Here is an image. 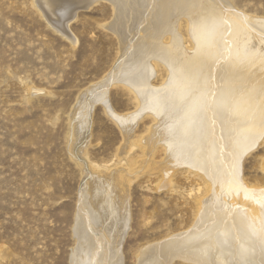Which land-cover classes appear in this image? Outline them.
<instances>
[{
    "label": "rangeland",
    "instance_id": "obj_1",
    "mask_svg": "<svg viewBox=\"0 0 264 264\" xmlns=\"http://www.w3.org/2000/svg\"><path fill=\"white\" fill-rule=\"evenodd\" d=\"M53 1L50 8L44 0H0V264H72L71 254L78 244L77 223L88 220L96 264H199L194 257H184L194 248L187 236L197 240L206 235L204 239L209 241L203 246L216 240L215 244L219 241L232 252V242L222 239L224 231L233 232L226 213L241 204L251 217L258 218L262 212L260 201L256 200L258 205L244 199V189L264 190V135L239 159L238 181L243 185L239 182L242 188L232 191L231 113L226 111L229 116L224 112L217 120L212 111L246 84L264 82V64L251 67L242 55L232 60L235 52L230 38V24L239 23L249 39L245 49L251 48L254 54L264 52V31L254 22L264 20V0H213L222 13L221 21L210 32L201 30L203 36L190 20L179 19L174 27L178 43L195 54L187 66H198L202 76L208 75L199 80L205 91L192 114L181 117V107L167 100L159 118L149 111L135 116L142 101L130 87L113 78L130 70L137 60L149 67L151 58L146 57H151V48L170 41L167 34L162 40L156 34L148 36L155 25L166 23V18L158 17L162 8L152 0H135L141 15L148 18L133 29L128 23L132 29L128 32L126 24L119 21L118 27L128 34L122 40L109 27L116 15L109 0H98L89 8L77 2L67 33L53 23L60 10L76 0ZM150 13H156L153 20L157 23L152 24ZM154 60L155 68L141 70L142 77L148 76L150 86L174 87L170 70ZM176 60L181 57L177 55ZM227 61H233L234 69L243 74L228 75L232 66ZM244 75L248 81L239 79ZM150 86L143 91L145 100ZM169 86L166 94L161 91V98H174L175 91ZM109 110L126 116L127 121H116ZM184 124L188 126L185 130L181 129ZM176 137H183L180 145L186 149H201L199 154L205 158L211 154L207 159L211 168L216 166L215 179L196 167L177 165L167 146ZM241 139L238 144L244 141ZM192 143L195 145L190 148ZM225 258L223 263L212 264H244L235 253Z\"/></svg>",
    "mask_w": 264,
    "mask_h": 264
},
{
    "label": "bare ground",
    "instance_id": "obj_2",
    "mask_svg": "<svg viewBox=\"0 0 264 264\" xmlns=\"http://www.w3.org/2000/svg\"><path fill=\"white\" fill-rule=\"evenodd\" d=\"M56 1V0H55ZM65 1V0H64ZM81 2L85 8V6H87L89 8V6H91L92 4H94L95 2H97L98 0H76V1H72V3L69 5L64 6L63 10H65L63 12V10L60 13V15H58L57 19H56V23H53L54 25H56L59 29H61L62 31H64V33L66 31V28L69 24V22L74 18L75 16V8L77 9L79 6L76 5L77 2ZM110 2H112V4L115 7L116 10V15H115V19L113 20V22L111 23V25L109 26L111 28V30H115V32L118 34L119 37H121V39L125 40V38L128 36V34H126V31L121 30L118 25L120 24L121 20L123 23L126 24V28H127V32L129 30H132L135 26H137L139 23H141L142 19L144 18H148L146 16L141 15L142 13H140V11L137 9L139 8L137 3L135 2V0H109ZM142 3L143 0H141ZM153 3L157 6H160L162 8L161 11V16L160 14H158V17L160 19V17H162L163 19L166 18L165 20V24L163 25H159V27H157L155 24V28L151 31V34H149L148 36H154L155 34L158 35V38H160L161 40L164 38L165 34L169 35V42L167 43H160L155 45V48H151L153 51V53L151 54V57H146V58H151V62L149 61V67L146 66L145 64L141 63V60H137V62H134V65L131 67L130 70H128L127 72H125L124 74H122L120 72L119 76L114 77V81H120L123 82L124 85H126L127 87H130L135 94L138 95L139 99L142 101L141 107L139 108V110L135 113V116L137 115H142L145 111H149L152 112L153 115H155L156 117H161V110H164L165 107H163L164 104L167 103V100L169 101L168 103H171L172 105L175 104L176 106L179 105L181 107L180 112H181V117L184 115V117L190 115V113L192 114L193 111L192 110H196L197 106L201 100L202 97V93L205 91L204 90V86L199 82V80L201 79L202 73L197 69L198 66L196 63H198L195 59V65L197 66V70L195 68L190 69L191 67L187 66V61L189 59H193V57H195V54L193 52H189L187 50H185L182 46L179 45L178 43V37H177V33L175 31V28L178 25V21L180 18H185V20H190L191 23L195 26V28L197 29V32L200 33V35L203 36L202 32H200L201 30H203L204 33H206L207 31L206 28L209 30H211L213 27L217 26V22L221 21V14L220 10L218 9V7L215 5L213 0H152ZM45 5L49 6L51 8V4L50 3H54L55 2L52 0H44ZM70 2V1H69ZM141 3V2H140ZM59 4V3H57ZM56 4V5H57ZM153 4V6H154ZM142 5V4H141ZM145 5V4H144ZM147 5V4H146ZM43 6V5H42ZM68 6V7H67ZM140 6V4H139ZM60 6L58 9H61ZM67 7V8H66ZM86 7V8H87ZM142 7V6H141ZM146 7V6H145ZM149 8V7H148ZM154 8V7H153ZM114 9V8H113ZM159 10V9H158ZM147 11V10H146ZM145 11V12H146ZM114 12V11H113ZM142 12V11H141ZM150 12V11H149ZM153 12V11H152ZM56 13V12H55ZM59 13V12H58ZM57 14V13H56ZM156 14V13H155ZM155 14H151L152 19H150L152 21V24L155 22L153 19V17L155 16ZM47 15V14H46ZM149 15V14H148ZM149 15V16H150ZM149 20V19H148ZM186 20V21H187ZM220 20V21H219ZM223 20V18H222ZM55 21V20H54ZM120 21V22H119ZM150 21V22H151ZM253 21V20H252ZM146 22V21H145ZM255 25L257 27H259L260 29H262L264 31V20H255ZM51 23V21H50ZM131 24L132 29H129V24ZM144 23V21H143ZM157 23V22H155ZM187 23V22H186ZM222 23V22H221ZM233 23V22H232ZM149 24V23H148ZM151 24V25H152ZM227 24V23H225ZM176 25V26H175ZM220 25V24H219ZM231 25V33H230V38H231V42L233 45L232 48L234 51H232L233 53L235 52V54H232V60L233 58H237L238 56H243L244 59H246L247 63L254 65L255 64H259L260 66H262L264 64V52H260L257 54H254L255 52L251 50V48L249 49V47H247L248 49H245V44L249 41L248 36L246 35L247 32L246 30L243 29V27L239 24V23H234V24H230ZM253 25V24H252ZM142 26V25H141ZM188 26V25H187ZM193 26V28H194ZM228 26V25H227ZM108 27V28H109ZM148 27V26H147ZM222 27V26H221ZM229 27V26H228ZM227 27V28H228ZM177 28V27H176ZM190 28V27H189ZM192 28V27H191ZM140 29V27H139ZM145 29V28H144ZM150 29V28H149ZM217 32H219L217 30V28H215ZM225 29V26H224ZM223 29V30H224ZM68 30V29H67ZM147 30V28H146ZM209 30V32H210ZM229 30V29H228ZM139 31L142 32V29H140ZM150 31V30H149ZM230 31V30H229ZM262 31V32H263ZM145 32V30L143 31ZM195 32V31H194ZM212 32V31H211ZM221 32V31H220ZM258 33V32H257ZM126 34V35H125ZM191 34V33H190ZM209 34V33H208ZM207 34V35H208ZM264 34V33H263ZM155 35V36H156ZM179 35V34H178ZM212 36V34H209ZM215 35V34H214ZM250 35V34H249ZM257 35V34H256ZM195 36V35H194ZM200 37V36H198ZM216 37V35H215ZM253 37V35H252ZM142 38V37H141ZM146 38V37H145ZM227 38V37H226ZM157 39V38H156ZM205 39V38H203ZM208 39V38H207ZM259 39V36L258 38ZM256 39V40H257ZM140 40V39H139ZM144 40V38H143ZM201 40V39H200ZM255 40V41H256ZM197 41V40H196ZM209 41V40H208ZM206 41V42H208ZM212 41V40H211ZM264 41V40H263ZM157 42V41H156ZM181 42V41H180ZM195 42V41H194ZM205 42V43H206ZM210 42V41H209ZM251 42V41H250ZM249 42V43H250ZM74 43V42H73ZM200 43H202L200 41ZM255 43V42H254ZM199 44V43H197ZM204 44V43H203ZM209 44V43H208ZM212 44V43H211ZM219 44V42H218ZM144 45V44H143ZM200 45V44H199ZM264 45V44H263ZM262 45V47H264ZM150 47V45H148ZM147 46V47H148ZM202 46V45H201ZM205 46V45H204ZM230 46V47H231ZM258 46V45H257ZM260 46V45H259ZM129 48V47H127ZM217 48V47H216ZM215 48V49H216ZM229 48V49H232ZM257 48V47H256ZM155 49V51H154ZM214 49V50H215ZM258 49V48H257ZM264 49V48H263ZM212 50V48H211ZM218 51V50H217ZM141 52V51H140ZM148 52V51H147ZM155 52V55H154ZM204 52V51H203ZM226 53L228 51H225ZM246 52V53H243ZM143 53V52H142ZM150 53V52H149ZM193 53V54H192ZM199 53V52H198ZM210 53V52H209ZM229 53V52H228ZM128 54V52H127ZM213 54V53H212ZM223 54V53H222ZM133 55V54H132ZM131 55V56H132ZM149 55V54H148ZM179 55L181 57V61H177L176 60V56ZM207 55V54H206ZM215 55V53H214ZM145 56V55H144ZM198 56V55H196ZM204 56V55H203ZM202 56V57H203ZM209 56V55H208ZM228 56V55H227ZM200 57V58H202ZM213 57V56H212ZM215 57V56H214ZM199 58V57H198ZM199 58V59H200ZM143 59V58H141ZM152 59H155V62H160L162 63V65L166 68L169 69L171 72V76L170 77V81L173 80V83L175 84V86L172 87L169 86V84H166L164 86L161 87H154V86H150L149 84V78L148 76H144L142 77V73L141 70H152L153 68H155V63L152 61ZM208 59V58H207ZM210 59V57H209ZM213 59V58H212ZM132 60V59H131ZM147 60V59H145ZM215 60V59H214ZM218 60V59H217ZM201 62H203V60H201ZM219 62V61H218ZM223 62V61H222ZM233 62V61H232ZM229 63V61H227V63L229 65H231V63ZM242 62V61H241ZM240 62V63H241ZM129 63V62H128ZM144 63V62H143ZM154 63V64H153ZM210 63V62H209ZM239 63V64H240ZM121 64V63H120ZM203 64V63H202ZM227 64V66H229ZM235 64V62H234ZM248 64V65H249ZM244 65V63L242 64ZM120 66V65H119ZM124 66V64H123ZM222 66V65H221ZM232 67L229 68V74L230 76H232L236 71L238 72L239 70H236V68L234 69L233 65H231ZM238 66V65H237ZM202 67V66H201ZM220 67V66H219ZM244 67V66H243ZM252 67V66H251ZM120 68V67H119ZM223 68V67H222ZM226 68V67H225ZM247 68V67H245ZM238 69V68H237ZM250 69V68H249ZM264 69V67H263ZM168 70V71H169ZM210 70V69H209ZM214 70V69H213ZM226 70V69H223ZM222 70V71H223ZM260 70V69H259ZM212 71V70H211ZM216 71V70H215ZM242 72V71H240ZM240 72H238V75L240 74ZM257 72V71H256ZM262 72V71H259ZM211 73V72H210ZM213 73V72H212ZM211 73V74H212ZM246 73V72H245ZM254 73V72H253ZM169 74V73H168ZM215 74V73H214ZM227 74V73H226ZM243 74V73H241ZM240 74V75H241ZM252 74V73H251ZM258 74V72H257ZM261 74V73H260ZM263 74V73H262ZM261 74V75H262ZM167 75V74H166ZM204 75V74H203ZM217 75V74H215ZM237 75V76H238ZM253 75V74H252ZM256 75V74H254ZM253 75V76H254ZM259 76L260 78L262 76ZM206 76V75H205ZM205 76L203 77V80L205 78ZM208 76V75H207ZM206 76V77H207ZM213 76V75H212ZM220 76V75H219ZM235 77V76H234ZM239 77V76H238ZM256 77V76H255ZM258 77V78H259ZM224 78V77H223ZM226 78V77H225ZM257 78V77H256ZM258 78L256 80H258ZM259 78V80H261ZM110 79V78H109ZM169 79V78H168ZM214 79V78H213ZM212 79V80H213ZM217 79V78H215ZM230 79V78H229ZM235 79V78H234ZM237 79V78H236ZM242 81L246 80L248 81L249 78L246 77V75H244L243 77L239 78ZM169 81V80H168ZM169 81V83H170ZM195 81H198V83L196 84ZM217 81V80H215ZM235 81V80H234ZM250 81V80H249ZM254 81V80H253ZM264 80H262L261 82H263ZM207 82V81H206ZM223 82V80H222ZM172 83V82H171ZM232 83V82H231ZM243 83V82H242ZM260 83V82H259ZM216 84H218L216 82ZM220 84V83H219ZM223 84V83H221ZM225 84V83H224ZM223 84V85H224ZM238 84V83H237ZM240 84V83H239ZM246 84V83H245ZM171 85V84H170ZM149 87V91L147 92V97L148 99L145 100V95L144 89L146 87ZM168 86L171 87L172 91H175V96L173 99H171V97H162L163 93H167L168 90ZM213 86V85H212ZM215 86V85H214ZM213 86V87H214ZM219 86V85H218ZM211 87V86H210ZM228 87V86H227ZM226 87V88H227ZM243 87V85H242ZM212 88V87H211ZM219 88V87H218ZM239 88V87H238ZM241 88V87H240ZM244 89L237 91V93L228 98V101H225V103H218V105L216 106V110L215 112L212 111L213 113V117L216 118L217 120L221 118V114L222 113H226V111H229L231 113V122L229 123V135L230 138L232 139V141H234V147L233 150L230 152V165H229V169L231 172V175L233 176L232 179V183H230V188L232 189V191L237 190L238 188H242L241 185V180L238 181V162L239 159L241 158V156L243 154H245L246 152H248L249 150L253 149L257 142L260 140V138H262V136L264 135V82L262 84H256V85H252L250 82L249 84H246L245 87H243ZM216 89V88H215ZM237 89V87H236ZM213 90V89H212ZM231 90V89H230ZM163 91V93L161 92ZM208 91V90H207ZM216 91V90H215ZM223 91V90H221ZM228 91L227 90H224ZM214 92V91H213ZM219 92V90H218ZM232 93H234L233 91H231ZM236 92V91H235ZM173 93V92H172ZM208 93V92H207ZM223 93V92H221ZM220 93V94H221ZM227 93V92H226ZM230 93V92H228ZM227 95H230L228 94ZM231 93V94H232ZM205 96V95H204ZM79 97V96H78ZM90 97V96H89ZM210 98V97H209ZM227 98V96H226ZM101 99H103V97H101ZM203 99V97H202ZM206 100V99H205ZM215 100V99H214ZM164 101H166L164 103ZM202 101V100H201ZM224 101V100H223ZM86 102V101H85ZM213 103V102H212ZM204 104V103H203ZM220 104H224L223 107H219ZM167 105V104H166ZM175 106V107H176ZM222 106V105H221ZM214 107V106H213ZM108 108V106L106 107ZM109 109V108H108ZM179 109V108H178ZM177 109V110H178ZM113 110V109H112ZM202 110V109H201ZM212 110V109H211ZM110 111V110H109ZM160 111V112H159ZM167 111V110H166ZM165 112V111H164ZM203 112V111H202ZM111 113V117H113V119H115L116 121L119 122H126V116H121L118 114H115L114 112L110 111ZM224 113V114H225ZM172 114V113H171ZM175 114V113H174ZM204 114V113H203ZM223 114V115H224ZM164 115V114H162ZM169 115V114H168ZM208 115V114H207ZM211 115V113H210ZM228 115V112L225 114ZM170 116V115H169ZM168 116V117H169ZM175 116V115H174ZM179 116V115H178ZM229 116V115H228ZM173 117V116H172ZM177 117V116H176ZM210 117V116H209ZM225 117V116H224ZM131 118V117H130ZM164 118V117H163ZM161 118V120L163 119ZM180 118V117H178ZM202 118V117H201ZM223 118V117H222ZM221 118V119H222ZM227 118V117H226ZM230 118V117H229ZM171 119V118H170ZM173 119V118H172ZM171 119V120H172ZM186 119V118H185ZM184 119V120H185ZM220 119V120H221ZM131 120V119H130ZM164 120V119H163ZM167 120V119H166ZM170 120V121H171ZM173 120L176 121V119L174 118ZM165 121V120H164ZM168 121V120H167ZM224 122H226L225 120H222ZM221 121V122H222ZM177 122H180L177 120ZM184 122V121H183ZM175 123V122H174ZM122 124V123H121ZM163 124V123H162ZM168 124V123H167ZM166 124V125H167ZM170 124V123H169ZM179 124V123H178ZM188 124V123H187ZM194 124V123H193ZM192 124V125H193ZM207 124V123H206ZM174 124H172L173 126ZM177 125V124H176ZM180 125V124H179ZM177 125V126H179ZM190 125V124H189ZM228 125V123L226 124V126ZM163 126V125H162ZM170 126V125H169ZM161 127V126H160ZM165 127V126H164ZM175 127V126H174ZM183 127V128H182ZM181 129H186V125H182ZM214 127V126H213ZM212 127V128H213ZM190 128V127H189ZM217 128V126L215 127V129ZM224 128V126H223ZM123 129V128H122ZM158 129V128H157ZM173 128H170V130ZM177 129V128H176ZM180 129V130H181ZM219 129V128H218ZM174 130V129H173ZM183 130V131H184ZM167 131V130H166ZM175 131V130H174ZM189 131V129H188ZM204 131V130H203ZM212 131V130H211ZM214 131V130H213ZM126 132V131H125ZM124 132V133H125ZM128 132V131H127ZM165 132V131H164ZM168 132V131H167ZM180 132V131H179ZM178 132V134H179ZM185 132V131H184ZM195 132V131H193ZM202 132V131H201ZM227 132V133H228ZM174 132H172L171 134H173ZM182 133V132H181ZM207 133V132H206ZM205 133V135H207ZM218 133V132H217ZM226 133V134H227ZM127 134V133H126ZM175 134V133H174ZM177 134V135H178ZM185 134V133H183ZM204 134V132L202 133ZM213 134V133H212ZM176 135V136H177ZM198 135V133H197ZM166 136V134H165ZM172 135H170L171 137ZM175 136V135H174ZM180 136V135H179ZM199 136V135H198ZM242 136H249L248 139H245ZM189 137V136H187ZM195 137V136H194ZM209 137V136H207ZM226 137V135L224 136ZM240 137L244 140L242 143L238 144V140L240 139ZM177 138V137H176ZM169 139V138H168ZM173 139V138H172ZM169 141L167 142V146H169V151H170V155L174 156L177 158V165H187L189 167H196L200 170H202L209 178H213L215 179L214 176H217L215 174V167L216 166H212L214 168H211L210 164L208 163V157L211 154H207L208 157L205 158V156H201L199 154V152L201 151V149H193L191 148L192 146H194L195 142L192 143L193 145L189 146L191 148V150L186 149L184 146H181L180 144H182L181 140L179 139V137L174 140V141ZM192 139V138H191ZM203 139V138H202ZM212 139V138H210ZM241 139V140H242ZM167 140V138H166ZM201 140V139H199ZM207 140V139H206ZM223 140V139H222ZM226 140V139H225ZM185 141V140H184ZM187 141V140H186ZM198 141V140H197ZM208 141V140H207ZM209 141H213V140H209ZM229 141V140H228ZM166 142V141H165ZM181 142V143H180ZM200 142V141H198ZM202 142V140H201ZM200 142V143H201ZM237 142V143H236ZM188 143V142H187ZM191 143V142H190ZM199 143V144H200ZM205 144V142H204ZM212 144V143H211ZM233 144V143H232ZM187 145V144H186ZM189 145V144H188ZM202 146V145H201ZM207 146V143H206ZM212 146V145H209ZM226 146V145H225ZM196 147V146H195ZM205 148V147H203ZM208 147H206L205 149H207ZM232 148V147H231ZM209 149V148H208ZM214 150V149H213ZM228 150V148H227ZM207 151V150H206ZM212 152V151H211ZM210 152V153H211ZM215 152V151H214ZM207 153V152H206ZM201 157H200V156ZM216 155V154H215ZM214 155V158L216 157ZM227 156V154H225ZM171 156V157H172ZM225 156V157H226ZM173 157V158H174ZM224 157V158H225ZM211 158V157H209ZM213 158V157H212ZM213 158V159H214ZM175 159V158H174ZM212 159V160H213ZM216 160V159H214ZM223 160V159H222ZM226 160V159H224ZM211 161V160H210ZM217 161V160H216ZM212 162V161H211ZM223 162V161H222ZM217 163V162H216ZM218 164V163H217ZM216 165V164H214ZM218 166V165H217ZM226 166V165H225ZM218 170L220 171V169L218 168ZM219 174V173H218ZM230 175V174H229ZM228 175V177H229ZM222 177V175H221ZM217 178V177H216ZM241 182V183H239ZM243 185V183H242ZM226 187V186H225ZM229 187V186H228ZM245 187V186H244ZM241 194V193H240ZM232 195V192H231ZM239 195V194H238ZM85 198V197H84ZM104 198V197H103ZM244 199L252 201L255 200L256 203H262V212L260 214V216L258 218H254L251 217L247 214L246 212V208H245V204H241L240 206L237 207H232L231 209H229L228 213H226L227 215V219L230 221L229 223H231V228L233 232L230 233V231L228 232V230L225 232H223V236L222 239L226 240V242L231 243V247L233 248L232 252H231V248H223L222 246L219 245V241L216 243H212L210 242V246H203V242H208L203 238L194 240L192 239V237L194 236H187L185 238H189L187 239L189 241V243H191V245L194 246L193 249L189 250V253L187 255H185L184 257H194L195 259L198 260L199 264H212L213 262L215 263H223L226 260V256H229L230 254H236L237 255V259L243 260L244 264L246 263H250V264H264V190H253V189H244ZM258 200V202L256 201ZM254 203V202H253ZM258 203V205H259ZM82 205V204H81ZM99 206V205H98ZM108 206V205H107ZM206 207V206H205ZM117 211V210H116ZM205 211V210H204ZM78 212V211H77ZM115 212V211H114ZM116 213V212H115ZM116 215V214H115ZM204 215V214H203ZM223 215V214H222ZM87 216V215H86ZM110 216V214H109ZM208 216V215H207ZM123 217V216H121ZM95 218V217H94ZM92 218V219H94ZM112 218V216H111ZM116 218V217H115ZM204 218V217H203ZM124 219V217H123ZM224 219V218H222ZM80 220V219H79ZM111 220V219H110ZM118 220V219H117ZM88 220L87 222H85V224L82 222L77 223L76 229H75V235L78 239V244L76 245L75 249H73V252L71 254V262L72 264H94L95 263V249H94V243L95 240L94 238L92 239L91 237V230L90 228L92 227L89 223ZM104 221V218H103ZM116 221V220H114ZM124 222V221H123ZM223 222V221H222ZM103 223V222H102ZM111 223V222H110ZM116 223V222H114ZM119 223V222H118ZM208 223V222H207ZM227 224V223H226ZM222 225V224H221ZM89 226H91L89 228ZM120 226V223H119ZM118 226V227H119ZM124 226V225H123ZM224 226H226L224 224ZM223 226V227H224ZM204 227V226H203ZM200 228V227H199ZM209 228V227H208ZM225 228V227H224ZM223 228V229H224ZM120 229V228H119ZM221 229V230H223ZM124 230V229H122ZM231 230V231H232ZM116 231V228L115 230ZM112 231V232H114ZM122 232V231H121ZM199 232V231H198ZM120 233V232H119ZM222 233V232H221ZM117 234V233H116ZM115 234V235H116ZM209 235V234H208ZM207 237V236H206ZM76 239V238H75ZM119 239V238H118ZM209 239V238H208ZM212 239V238H211ZM215 239V238H214ZM185 240V239H184ZM100 242V241H99ZM181 242V240H180ZM185 242V241H184ZM233 243H235L233 245ZM185 244V243H184ZM98 245V244H97ZM182 245V244H181ZM233 245V246H232ZM184 246V245H182ZM188 246V245H186ZM229 246V245H228ZM153 247H155L153 245ZM152 247V248H153ZM222 247V248H221ZM150 248V247H149ZM158 248V247H156ZM145 249V248H144ZM143 249V250H144ZM186 249V250H187ZM142 250V251H143ZM154 250V249H153ZM119 250H117L118 252ZM116 252V254H118ZM145 252V251H144ZM207 253L209 254V256H204V254ZM153 254V253H152ZM144 255V254H143ZM104 257V256H103ZM115 257V256H113ZM142 257V256H140ZM233 257V256H232ZM117 258V257H116ZM230 258V257H229ZM121 259V258H120ZM118 259V260H120ZM141 259V258H138ZM144 259V258H143ZM194 259V260H195ZM233 259V258H232ZM117 260V261H118ZM151 260V259H150ZM154 260V259H153ZM196 260V261H197ZM234 260V259H233ZM98 261V259H97ZM108 261V260H107ZM148 261V260H147ZM229 261V260H228ZM140 262V261H138ZM137 262V263H138ZM155 263V261H153ZM97 263V262H96ZM95 263V264H96ZM103 263V262H102ZM145 263V262H144ZM153 263V264H154ZM111 264V263H110ZM113 264V263H112Z\"/></svg>",
    "mask_w": 264,
    "mask_h": 264
}]
</instances>
